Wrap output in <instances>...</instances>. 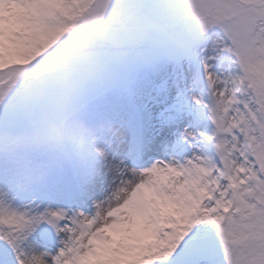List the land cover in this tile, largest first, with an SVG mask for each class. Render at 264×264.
I'll list each match as a JSON object with an SVG mask.
<instances>
[{"label":"snow or ice","instance_id":"snow-or-ice-1","mask_svg":"<svg viewBox=\"0 0 264 264\" xmlns=\"http://www.w3.org/2000/svg\"><path fill=\"white\" fill-rule=\"evenodd\" d=\"M66 3L0 0V72L26 67L70 30L55 23ZM184 16L170 82L142 86L145 124H129L130 152L20 190V207L0 187V264H49L23 247L42 222L67 236L51 264H264V0H186ZM192 85L195 118L149 134L168 91ZM161 142L171 147L149 155Z\"/></svg>","mask_w":264,"mask_h":264},{"label":"rangeland","instance_id":"rangeland-1","mask_svg":"<svg viewBox=\"0 0 264 264\" xmlns=\"http://www.w3.org/2000/svg\"><path fill=\"white\" fill-rule=\"evenodd\" d=\"M185 6L186 0H68L64 5L68 15H61L55 23L70 29L69 20L73 21L81 11L84 12L82 24L60 38L59 41L66 47L93 37L104 41L110 36H116V39L121 37V40L141 39L148 30L159 33L185 21ZM152 37L142 47L129 51L110 49L104 44L95 46L96 55L85 62V70L78 71L74 62L71 78L62 85L53 84L49 74L41 73L35 85L18 88V92L12 89L22 87L26 80L23 77L27 74L35 75L42 60L36 59L21 69L0 72V99L5 96L9 99L0 103V187L9 190L10 196L15 197V207L27 202L20 190L39 186H21L22 183H31L30 176L39 158L19 148H6V134L13 130L33 126L67 108L81 112L100 127L101 140L95 153L98 160L96 166L101 171L104 153L112 157L115 153L123 156L131 151L134 141L129 139L125 142L129 124L135 123L142 129L145 124L139 101L144 81L152 78L162 86L170 82V56L184 43L183 25L171 29L165 35ZM213 39L206 38L209 55L214 54ZM220 63L226 64V58ZM199 93L200 90L194 85L186 89H170L168 98L156 106L158 110L154 122L148 126L149 134L155 128L156 135H162L164 128L172 127L169 121H175L178 117L194 119L193 109L196 106L192 97ZM185 127L186 122L178 130L173 127L172 144ZM115 129L126 132L122 141L114 134ZM154 147L158 149L155 155L161 156L171 144H149V155H152ZM54 179L65 178L59 173H53L50 181ZM98 195L102 196L100 193ZM66 240L64 233H58L52 225L42 222L23 247L26 252H34L36 255L47 253L45 259L51 264V257L63 250Z\"/></svg>","mask_w":264,"mask_h":264},{"label":"clouds","instance_id":"clouds-1","mask_svg":"<svg viewBox=\"0 0 264 264\" xmlns=\"http://www.w3.org/2000/svg\"><path fill=\"white\" fill-rule=\"evenodd\" d=\"M143 44L144 41L139 39L114 42V46L121 51L139 48ZM95 55L96 49L91 44L73 48L57 41L36 59L44 60L41 73L49 74L53 84L62 85L71 78L74 62L76 69L83 71L85 62ZM114 134L122 141L126 132L115 129ZM100 140L99 126L81 112L65 108L33 126L9 132L5 137V145L6 148H19L39 158L30 176L31 183L21 185L22 188H28L32 184H47L53 173H59L69 180L84 175L90 167L98 165L95 148Z\"/></svg>","mask_w":264,"mask_h":264},{"label":"bare ground","instance_id":"bare-ground-1","mask_svg":"<svg viewBox=\"0 0 264 264\" xmlns=\"http://www.w3.org/2000/svg\"><path fill=\"white\" fill-rule=\"evenodd\" d=\"M120 156H122V155L121 154L119 155L117 153H115L114 155H112V157H115L116 159H119ZM110 162H114V161H110ZM38 248H40V247H38ZM34 251H36V250L34 249ZM37 251H38V249H37ZM27 253H29V254H35L34 252H30V251L27 252Z\"/></svg>","mask_w":264,"mask_h":264}]
</instances>
